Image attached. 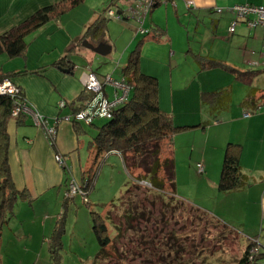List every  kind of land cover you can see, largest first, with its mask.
<instances>
[{"label":"crops","instance_id":"obj_1","mask_svg":"<svg viewBox=\"0 0 264 264\" xmlns=\"http://www.w3.org/2000/svg\"><path fill=\"white\" fill-rule=\"evenodd\" d=\"M58 1L60 0H0V34L21 23L37 8ZM187 1H191L189 6L186 4ZM237 3L264 5V0H158L142 23L145 29L143 33L136 31L135 22L131 19H122L123 22L118 21L115 25L106 23V20L98 38L84 35L86 27L95 19L102 17L106 8L122 11L126 2L82 0L59 16L26 32V38L29 39L22 54L8 56L4 51H0L2 57L0 73L8 75L20 88L25 101L41 112L49 124L56 117L59 118L55 121L53 143L48 142L41 127L33 124L27 114H21L16 121L10 118L7 122L6 131L10 140L8 149L10 175L14 186L24 192L22 197L16 199L15 215L18 208L26 206L24 203L27 199L30 205L40 202L43 210L41 222L43 230L45 227L50 229L54 219L58 217L61 204L63 205L61 197L67 175V172L56 164L54 153L63 154L67 167L72 170L71 174L76 175L78 179L85 174L83 170L88 168L93 157L89 143L97 130L98 123L95 122V118L90 123H85L81 120L64 121L61 116L71 115L87 94L82 90L79 81V75L83 70L89 68L97 76L105 73L110 75V72L115 70L114 67L119 68L125 62L128 53L124 61L113 63V70L108 65H101L99 61L101 54L82 46L81 40L86 39L94 45L98 42L105 43L110 46V52L114 49L115 42L119 40L125 43V46H129L134 28V37L138 35L141 37L134 46L131 45L129 51L138 43L139 69L155 75V70L160 65H165L164 61H167V66L171 67L175 62L170 56L176 51H181L179 47L174 46L173 35L178 39V35L182 32L185 36L183 41L186 42L188 26H193L195 33H198L196 32L198 27L203 26L209 28L212 34L210 49L204 54L186 51L191 55L197 69L193 68L192 62L189 64L192 69L200 70V60L211 57L226 65L225 67L221 64L214 65L225 74L213 69L214 66L210 69L207 67L206 70L210 72L201 76L204 84L200 81L198 90L189 91L191 98L178 95L180 101L186 104L189 103L188 100L196 99L205 114V118L202 119L203 112L200 116L193 112L178 124L187 125L188 127L181 128L186 129L190 128L189 125L201 126L197 124L206 121L201 127L206 125L209 127L210 148H202L200 151L204 173L199 179L206 183L216 196L218 193L225 195L224 202H229L224 210L230 216L237 214L227 222L239 223L241 229L247 228L244 230L247 237L245 241L248 242V234L257 236L258 232L255 229L257 227L264 229V33L260 27L248 28L242 21H236L233 31L227 32L232 14L225 10L217 13L214 9H225ZM45 41L48 42L47 45L44 44ZM57 41L61 44H57ZM151 52H154V56L148 55ZM109 56L108 54V60ZM58 66L68 67L69 71L64 72ZM245 71L247 72L245 77L238 73L244 74ZM117 73L120 77L119 70ZM219 80L224 82L220 83L223 84L222 86H229L230 99L226 107L213 115L209 108L200 102V93L212 89ZM234 85L238 86V89L235 91V101L232 102ZM102 90L104 94L110 96L112 87L104 84ZM61 98L66 103L58 107L57 101ZM244 111L249 113L243 114ZM226 142L239 144L237 156L241 171L246 175L247 184L240 189L222 192L216 189V181ZM172 144L171 137L173 152ZM103 153L107 155L114 153L121 158L116 150ZM102 154L99 156L101 157ZM73 201V197L69 199L63 211ZM4 226L6 228L10 226L8 221L3 225V229ZM261 242L264 243L263 240Z\"/></svg>","mask_w":264,"mask_h":264},{"label":"rangeland","instance_id":"obj_2","mask_svg":"<svg viewBox=\"0 0 264 264\" xmlns=\"http://www.w3.org/2000/svg\"><path fill=\"white\" fill-rule=\"evenodd\" d=\"M155 9L161 8L155 7ZM118 21L123 22V20L110 18L106 23L115 25ZM116 27L118 28V26ZM196 32L198 33L193 32V26H188L186 42L183 41L185 36L182 35V32L178 35V39L173 35L174 46L181 50L170 56L175 63L168 67L167 61H164L165 65H160L154 72L157 80L158 106L171 114L175 124L182 123L183 119H187L193 112L198 116L203 112L196 99L194 101L190 99L186 104L182 103L178 97V95H182L184 98H191L189 91L191 89L198 90L200 81L204 84V79L201 76L208 75L210 72L206 68H201L198 69L200 71L198 73V70L192 69L189 64L192 62L193 68L197 69L191 55L187 53L188 51L204 54L207 49H210L212 36L210 29L201 26L196 29ZM134 33L133 28L130 36L133 38L129 46H125V43H121L119 40L115 42L114 49L101 55L99 57L101 65H108L109 68H112L114 62L117 64V61H124L129 49L141 37L138 35L135 38ZM26 37L27 34L24 38L25 46L29 39ZM44 44L47 45L48 42L45 41ZM57 44H61L60 41H57ZM108 54L110 55L109 60L107 59ZM148 55L154 56V52ZM1 61L0 55V63ZM214 67L213 69L224 73L221 69ZM114 69L110 75L118 79V68L114 67ZM220 83L224 82L219 80L213 88L223 85ZM237 87L234 85L232 89V102L235 101ZM107 88L109 89V86ZM78 108L79 105L73 112ZM19 113L22 112H18L17 115ZM203 115L202 119L205 118L204 112ZM15 116L11 115V118L14 120ZM94 120L96 123H100L104 119L95 118ZM208 128V125L179 128L172 134V155L175 160L174 190L175 196L182 197L180 199L183 201L171 194L168 182L164 181V191H167L164 200H169L171 205L163 209L160 206V199L155 197V189L140 178H132V176L142 173L139 168L133 167L129 170L116 154L103 153L101 157L97 156L98 161L91 164L89 168V172L94 174L91 189L86 194V189L79 185L78 195L74 193L66 196L70 199L73 197L74 201L67 208L65 207L66 209L61 215L62 218L58 222H55L54 219V224L50 229L45 227L43 230L41 223L43 210L40 202L30 205L27 199L24 203L26 206L18 208L16 215L14 204L13 215L8 220L10 226L7 228L4 226V229L2 227L3 231L1 229L0 232V264H239L238 259L247 245L244 231L247 228L241 229L242 226L239 223L227 222L237 214L230 216L224 210L229 202H224L225 195L218 193L216 196L212 193L209 186L199 179V176L204 172L198 173L195 168V163L201 162L200 151L202 148H210ZM55 131L56 125L54 126ZM159 150L161 156L169 154L168 143H161ZM65 169L67 173L71 174L72 170L69 167ZM76 177L75 175L74 179L79 182ZM131 181L133 183L131 191L128 193L131 197V206L138 212L142 209L144 215L132 217L131 222L136 225V230L129 228L127 234L124 233L119 241L117 224L125 225L122 213L129 200L125 190ZM67 185L68 180H66L64 189L67 188ZM80 195L85 196L90 204L85 205L83 201L86 199H81ZM62 196H65L63 192ZM17 202L19 201L17 200ZM89 211L100 214L106 225L110 239L103 249H100L91 229ZM56 223L57 229L60 228L59 243L54 242L51 237L53 232L51 228ZM255 230L258 232L257 236L248 234V237L255 240L254 243L252 242L253 244L258 245L259 243L264 246V243L261 242V240L264 241L263 227L261 229L257 227ZM114 245H118L116 247L117 255L109 253L105 257L104 252L108 249L114 251ZM178 245L181 246L178 249L179 257L174 259V248ZM262 246L258 245V247ZM102 253L104 255H101ZM261 260H264V257Z\"/></svg>","mask_w":264,"mask_h":264},{"label":"trees","instance_id":"obj_3","mask_svg":"<svg viewBox=\"0 0 264 264\" xmlns=\"http://www.w3.org/2000/svg\"><path fill=\"white\" fill-rule=\"evenodd\" d=\"M81 1L82 0H60L37 8L21 23L0 34V51H4L8 56L22 54L25 47L24 35L26 32L59 16L62 12ZM108 19L109 18L105 15L95 19L86 27L84 35H92L93 37L101 36L104 22ZM137 46L128 52L125 62L118 68L120 76L123 77L124 82L128 85L126 99L113 109L110 117H98L104 120L98 123L97 130L89 143L93 157L89 162L88 168L83 170L85 174L79 178V184L86 189L87 194L94 181V174L89 172L91 164L96 162V157L103 152L116 150L120 154L121 160L127 169L130 170V168L135 167L142 171V173L135 176L131 175L132 178H140L147 182L151 188H154V192L156 193L155 197L160 199V206L164 209L171 205L169 200H164L166 196L165 193L167 192L164 191V181L168 182L171 194L175 198L182 200L178 196H175V171L171 151V137L176 129L188 126L173 123L171 114L158 106L156 76L139 69ZM220 64L224 67L226 66L224 63L209 57L206 60H200L199 68H207ZM238 73H241L243 77L247 74L246 71L244 74L242 72ZM4 75L6 76L7 74L0 73V77ZM20 97H23L21 90L19 94H17V98ZM229 99L230 89L228 85L210 90H203L200 93V102L205 104L213 115L221 108L226 107L229 103ZM244 99H246V97ZM13 102L14 98L10 97L7 93L0 94V232L3 225L7 223L13 213L16 199L24 195L22 190H18L14 186L8 162L10 140L6 127L8 120L11 118L10 108ZM21 114L22 113H19L15 116L14 120H18ZM70 120L75 121L79 119L70 117ZM205 122L206 121H202L197 125L203 126ZM189 126L191 127L193 125ZM165 142L168 143L169 154L161 156L159 146L161 143ZM238 145L237 143L226 142L223 147L216 181V189L219 191L225 192L240 189L247 184L246 175L241 171L238 161ZM62 168L67 172L65 167ZM68 178L69 173L66 175V180ZM132 183L133 181H131L130 185L125 190L129 197L128 203L126 205L124 204L125 207L122 213L125 225L120 226L119 223L117 224L119 229V234H117V236H120L119 241L124 233L127 234L129 228L136 230V225L131 222L132 217L135 215H144L142 209L138 212L131 206V197L128 193L131 191ZM61 198L63 205L61 204L55 222H58L62 218L63 207L70 199L66 196H62ZM83 202L85 205L90 204L87 198ZM163 209H161V211H163ZM89 215L93 234L100 245V249H103L110 239L103 217L95 211H89ZM56 226L57 223L51 228L53 230L51 237L54 242L59 243L58 233L60 228L58 230ZM248 240L247 245L244 247L238 259L239 264L250 263L248 260V253L252 238H248ZM114 247V251L108 249L104 252L105 257L108 256L109 253L117 255L116 247H118V245H114ZM180 247L181 246L178 245L174 248V259H178V249H180ZM104 253L101 255H104ZM263 256L264 254L262 253L256 256V261L261 260Z\"/></svg>","mask_w":264,"mask_h":264},{"label":"built area","instance_id":"obj_4","mask_svg":"<svg viewBox=\"0 0 264 264\" xmlns=\"http://www.w3.org/2000/svg\"><path fill=\"white\" fill-rule=\"evenodd\" d=\"M126 6L122 11H115L112 8H106L104 15L107 18L114 20L132 19L136 23V31L143 33L145 29L142 27V23L145 17L148 15L152 7L158 2V0H124ZM191 1H187V5ZM215 12L228 11L232 14V19L227 26V32L231 33L234 29L236 21H242L246 27L255 28L260 27L264 33V5H251L248 3H237L229 7L215 8ZM80 85L83 91L87 94L80 101L79 108L71 113V115H63L61 118L70 120V117L74 119L82 120L85 123H90L92 119L98 117H110L113 109L124 102L128 92V85L124 82L122 76L118 79L112 78L108 73L103 74L101 77L97 76L94 71L87 68L83 70L79 75ZM104 84H109L112 87L110 96L103 93L102 87ZM19 87L8 77H0V94L7 93L10 97L14 98L13 105L10 109L12 116L17 115L18 112L25 113L30 116L31 121L41 127L44 135L49 143H53V137L55 136L54 126L55 121L59 118L56 117L54 121L49 124L46 117L30 106L24 99V97L17 98L19 94ZM66 103L64 99L57 101V106H63ZM248 111H244L243 114H248ZM53 158L59 167H66L63 155L61 153H54ZM196 172L203 171V164L201 162L195 163ZM67 188L63 190L65 196L77 194L80 191L77 190L79 182L74 179L72 174H69ZM81 199H86L85 196L80 195ZM255 240H252V242ZM249 248L248 260L251 263L256 260V256L264 254V246L258 243L262 247L253 244ZM260 261V260H259Z\"/></svg>","mask_w":264,"mask_h":264},{"label":"water","instance_id":"obj_5","mask_svg":"<svg viewBox=\"0 0 264 264\" xmlns=\"http://www.w3.org/2000/svg\"><path fill=\"white\" fill-rule=\"evenodd\" d=\"M81 45L85 46L86 48L92 50L93 52L101 54V55L107 54L109 52V49H110V46L105 44V43L98 42L97 44L94 45V44L88 42L86 39L81 40ZM58 68L64 72L69 71L68 67L58 66ZM249 264H264V261L254 260Z\"/></svg>","mask_w":264,"mask_h":264}]
</instances>
